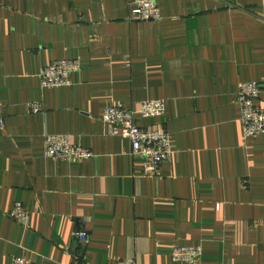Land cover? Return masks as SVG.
<instances>
[{
    "label": "crops",
    "instance_id": "1",
    "mask_svg": "<svg viewBox=\"0 0 264 264\" xmlns=\"http://www.w3.org/2000/svg\"><path fill=\"white\" fill-rule=\"evenodd\" d=\"M157 3L160 19L131 21V0H0V264H179L176 245L199 246L196 264H264V134H242L235 96L264 85V0ZM67 58L71 83L42 88L40 68ZM149 100L165 112L138 125L171 142L151 179L101 120ZM46 133L93 156L45 157Z\"/></svg>",
    "mask_w": 264,
    "mask_h": 264
},
{
    "label": "built area",
    "instance_id": "2",
    "mask_svg": "<svg viewBox=\"0 0 264 264\" xmlns=\"http://www.w3.org/2000/svg\"><path fill=\"white\" fill-rule=\"evenodd\" d=\"M159 14L157 0H131L129 20L147 21L158 20ZM79 61L75 59H61L40 68V86L61 87L71 83L70 75L79 68ZM264 85L257 81H242L238 83L236 99L239 105L242 134L254 136L264 134V104L256 101L263 91ZM30 112L41 111V104L27 102ZM165 112V101H142L135 107L125 109L120 106H107L103 109L101 120L106 126L107 134L127 139L130 143V154L140 158L138 172L144 178H157L161 176V166L167 163L171 155L170 136L163 130H154L150 126H140L136 118L149 119L161 117ZM4 126L0 118V128ZM43 155L57 157L62 161H73L90 158V151L73 143L65 134L54 135L46 133L43 136ZM9 216L17 223L25 225L28 220V211L21 205H14ZM75 238L79 243L86 244L88 234L85 230H77ZM199 246L176 245L170 251V257L179 264H196L200 259ZM13 264H41L25 257H15ZM117 264H137L133 258L119 259Z\"/></svg>",
    "mask_w": 264,
    "mask_h": 264
}]
</instances>
